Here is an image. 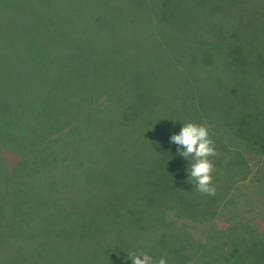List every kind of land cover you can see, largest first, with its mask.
Returning <instances> with one entry per match:
<instances>
[{
	"label": "rangeland",
	"instance_id": "obj_1",
	"mask_svg": "<svg viewBox=\"0 0 264 264\" xmlns=\"http://www.w3.org/2000/svg\"><path fill=\"white\" fill-rule=\"evenodd\" d=\"M43 26L69 40L22 55L56 97L35 113L33 149L9 130L0 149V190L16 200L0 208V233L13 238H0V264L18 247L15 264H132L141 251L175 264L185 236L189 264H264V0H0L4 46L15 34L43 43ZM236 31L250 57L214 52ZM189 121L233 168L217 178L226 192L214 212L168 210L164 228L127 205L145 153L177 149L169 138Z\"/></svg>",
	"mask_w": 264,
	"mask_h": 264
},
{
	"label": "trees",
	"instance_id": "obj_2",
	"mask_svg": "<svg viewBox=\"0 0 264 264\" xmlns=\"http://www.w3.org/2000/svg\"><path fill=\"white\" fill-rule=\"evenodd\" d=\"M230 4L232 5L231 2ZM162 12L163 11L161 10L160 13ZM14 25L18 28H26L23 25ZM50 32L51 31L46 26H43V33L50 36H45V41H43V43L40 42L39 44L35 41H27L21 35L15 34L11 37H7L6 45L4 46V43L0 38V149H3L4 147L2 146L5 145L10 146L8 145V142L5 143L9 137L7 134L8 130L14 133L13 144L16 142V144L19 145V140L23 139L25 140L24 142L28 149H33L29 137L31 136L32 139L35 138L32 137L34 117L37 115L35 113L43 108L42 102L45 98L49 97L50 100H55L56 93L53 95L51 85L47 82L46 84L42 83L44 82L43 75L34 72L38 66H29L24 62L22 56L24 53H34V51L40 53L44 49L52 48V44L59 39L69 40L68 36L58 37L55 33ZM222 36L225 38L217 41V46L215 47L216 50L214 51L217 52L220 50L221 53L217 52L219 56H223L224 58L228 57V59H235V57L246 59L251 56L249 53V47L246 43V37L243 34L236 31L233 35L231 34L228 36L222 34ZM27 71L33 72L34 76L32 78L31 76H28L29 72ZM20 74L25 75L23 76L24 78L21 79V76H19ZM245 74L246 73L243 75ZM240 76L241 74L238 72V79H236L237 84L243 82L240 79ZM54 105L57 106L58 104L55 102ZM11 110L12 112H10ZM9 112L11 115H9L8 119H5V115H7L6 113ZM19 113L21 116L26 115L27 117L25 119H20L17 115ZM56 118L57 117H55V119ZM23 121L27 123V125H24ZM68 128L72 130V128ZM16 136H18L17 141L14 139ZM58 137H60L59 133H54L52 137H48L46 134V137H43L41 140L44 143V149L51 143L52 139H57ZM40 147L41 145L36 148ZM141 150L145 151L147 149ZM261 150L264 151V149ZM145 154H149L148 156H150V158H148L149 163L146 162L145 165L140 163V168L144 171L145 175L144 180L143 182L138 181L136 184L133 183V187L136 188L134 194L135 197L132 196L130 198L127 205V208L129 209H127V211L132 209L136 212L138 209L143 215L148 214L149 216H156L158 223L161 226L163 225L164 228H167L166 224L163 223L168 210H176V214H185L186 216L193 217H196L195 215L198 214L207 215V213L214 212V206L217 205L218 200L225 195L226 192L223 187L219 186L217 178L219 175L230 176L229 172L232 171L233 168H228V164L230 163L224 162L217 156L214 157L213 161L215 163L214 166L216 167H214L215 170L212 175L213 184L216 187V193L214 196H208L198 192L195 188L194 181L188 178V167H185L186 162L184 161V158L177 155V149H154V152H148ZM224 166V173H220L222 170L221 167ZM139 175H142V171L139 172ZM131 180L125 182L128 184H126L127 188L132 184L133 181ZM11 194L12 190L10 188H7L5 192L0 190V208H2L4 204V198H9L8 202L5 201L8 205H13L15 203L16 200L11 202V200H14ZM124 213H126V211H124ZM172 221L173 220H171V222ZM2 234L3 233H0V238L4 239V243H8V240L11 238L9 232H7L8 237L6 235L2 237L4 235ZM36 237L37 236L31 238L28 237L30 239L25 242L37 245L40 241L37 240ZM183 238L187 241L186 246L192 245V241L189 240L188 237L185 236ZM11 240H13V238H11ZM17 244L20 245L19 243ZM186 246L182 247L181 251L178 250L174 253L173 261L175 264H189V255L183 253V249L186 248ZM21 250H24V248H15V253H12V255L10 254V260H13L12 264H15L20 258ZM34 251V253H37V250ZM30 255L26 254L28 257H30ZM37 255H39V252ZM32 256L30 258H32Z\"/></svg>",
	"mask_w": 264,
	"mask_h": 264
},
{
	"label": "clouds",
	"instance_id": "obj_3",
	"mask_svg": "<svg viewBox=\"0 0 264 264\" xmlns=\"http://www.w3.org/2000/svg\"><path fill=\"white\" fill-rule=\"evenodd\" d=\"M169 143L177 146V155L188 161V178L194 181L198 192L214 196L216 187L213 184L214 161L218 155L215 142L210 136L209 128L205 124L196 122L182 123L178 134H172ZM166 255V254H165ZM132 264H167L164 257L158 260L141 251L128 253Z\"/></svg>",
	"mask_w": 264,
	"mask_h": 264
}]
</instances>
